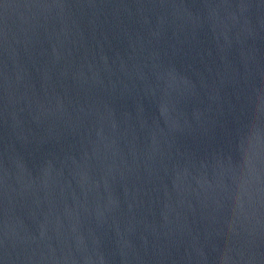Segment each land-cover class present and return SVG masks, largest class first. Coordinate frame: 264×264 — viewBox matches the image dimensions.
I'll use <instances>...</instances> for the list:
<instances>
[{"label": "water", "instance_id": "obj_1", "mask_svg": "<svg viewBox=\"0 0 264 264\" xmlns=\"http://www.w3.org/2000/svg\"><path fill=\"white\" fill-rule=\"evenodd\" d=\"M0 264H264V0H0Z\"/></svg>", "mask_w": 264, "mask_h": 264}]
</instances>
